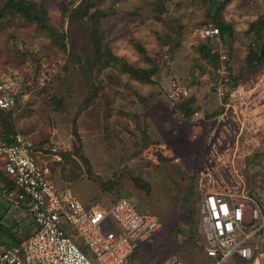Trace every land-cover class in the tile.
<instances>
[{
  "label": "rangeland",
  "instance_id": "rangeland-1",
  "mask_svg": "<svg viewBox=\"0 0 264 264\" xmlns=\"http://www.w3.org/2000/svg\"><path fill=\"white\" fill-rule=\"evenodd\" d=\"M24 1L42 7L64 50L20 11L0 15V75L16 73L21 90L0 110V140L11 128L23 134L53 181L85 204L127 197L156 214L160 228L128 264H211L203 194L264 204V63L247 62L250 47L258 54L264 43V26L248 32L264 22V0ZM218 22L231 31L202 37ZM111 54L155 67L152 81L132 77ZM173 82L188 95L171 104ZM262 238L254 235L256 264H264ZM243 262L234 254L226 264Z\"/></svg>",
  "mask_w": 264,
  "mask_h": 264
},
{
  "label": "built area",
  "instance_id": "built-area-1",
  "mask_svg": "<svg viewBox=\"0 0 264 264\" xmlns=\"http://www.w3.org/2000/svg\"><path fill=\"white\" fill-rule=\"evenodd\" d=\"M218 33L212 25L201 29L204 38ZM19 83L16 73L0 75V110L16 105ZM175 95L186 97L188 90L173 82L171 101ZM0 170L13 187L6 197L14 207L24 206L36 227L0 253L1 264H128L136 247L161 226L156 214L141 212L127 197L85 204L69 187L53 181L49 167L39 163L32 144L18 131L0 140ZM199 211L203 252L213 259L211 264H226L234 254L250 264L258 262L254 235L264 231V204L245 194L206 192ZM164 264L187 263L173 257Z\"/></svg>",
  "mask_w": 264,
  "mask_h": 264
},
{
  "label": "trees",
  "instance_id": "trees-1",
  "mask_svg": "<svg viewBox=\"0 0 264 264\" xmlns=\"http://www.w3.org/2000/svg\"><path fill=\"white\" fill-rule=\"evenodd\" d=\"M227 1V0H224ZM223 2V0H222ZM221 1H219V5L222 4ZM42 9L38 8L36 5H31V3H27L24 0H9V2L6 4V8L4 9L3 12H0V15L2 16L5 13H14L15 11H20L24 16H26L29 20H32L34 22H36L37 24L39 23V25L42 27L43 31H49L48 35L50 37H53L54 40L57 42V44H59L58 46L63 49L64 48V44L60 43L58 39H56L57 37L59 38V33L53 29V27L48 23L47 17L44 13H41L39 10ZM86 13V12H85ZM212 26H216L219 29V33L218 35H224L226 32H230L231 31V27L229 24H225L224 22H218L216 25H212ZM264 26V22L261 19H258L254 22H252L250 24V27L248 29V32H254L257 33L259 35V32L261 31L262 27ZM217 35V36H218ZM64 50V49H63ZM200 50H206V46H201ZM252 48L250 47V51L248 56L251 58V55L253 56L252 60L249 58L247 60L248 63H252L254 60L255 63L258 64H263L264 63V43L261 44L260 48H259V52L257 53H253ZM111 59L115 62L120 63V67L123 71L128 72L132 77L141 80L143 82H151L152 81V77L153 75L156 73V68L152 67V68H141V67H136L130 63H127L125 61H123L122 58L112 55L111 54ZM186 98H181V99H177L176 101H183ZM171 101V100H169ZM191 101H193V99L188 100L187 102H185L183 109L181 108V112L184 115H189L190 114V110H189V105L191 103ZM174 101H171V104H173ZM180 104V105H182ZM181 107V106H180ZM12 129V128H11ZM11 129H8V134L12 131ZM11 133H14L13 131ZM8 134H4V139H10ZM76 139L79 140V136L76 135ZM0 174L2 175V178L6 180L7 185H6V189H12V184L11 182L4 176L3 172L0 170ZM6 190V191H7ZM6 193V192H5ZM115 200V199H114ZM112 200V201H114ZM140 245L136 247V249L134 250V252L131 254L130 256V262H131V258L133 257V255L136 253V251L139 249Z\"/></svg>",
  "mask_w": 264,
  "mask_h": 264
},
{
  "label": "crops",
  "instance_id": "crops-1",
  "mask_svg": "<svg viewBox=\"0 0 264 264\" xmlns=\"http://www.w3.org/2000/svg\"><path fill=\"white\" fill-rule=\"evenodd\" d=\"M6 185V180L0 174V196L7 202L4 204L0 200V253L6 248L18 245L36 228L26 208L14 207L6 197ZM26 217L29 218L28 221Z\"/></svg>",
  "mask_w": 264,
  "mask_h": 264
}]
</instances>
